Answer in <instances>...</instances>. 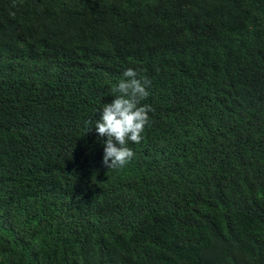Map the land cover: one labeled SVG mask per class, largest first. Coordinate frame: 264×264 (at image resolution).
<instances>
[{
  "label": "trees",
  "instance_id": "obj_1",
  "mask_svg": "<svg viewBox=\"0 0 264 264\" xmlns=\"http://www.w3.org/2000/svg\"><path fill=\"white\" fill-rule=\"evenodd\" d=\"M128 68L153 111L108 169ZM0 264H264V0H0Z\"/></svg>",
  "mask_w": 264,
  "mask_h": 264
},
{
  "label": "clouds",
  "instance_id": "obj_2",
  "mask_svg": "<svg viewBox=\"0 0 264 264\" xmlns=\"http://www.w3.org/2000/svg\"><path fill=\"white\" fill-rule=\"evenodd\" d=\"M149 85L147 79L138 78L137 71L126 69L110 89L111 102L103 104L98 119L88 122V131L94 129L99 137L106 138L102 164L108 169L124 167L134 157L127 144H139L143 139L148 113L153 111L151 105L141 103L149 96Z\"/></svg>",
  "mask_w": 264,
  "mask_h": 264
}]
</instances>
